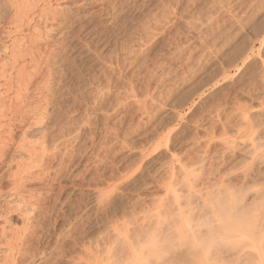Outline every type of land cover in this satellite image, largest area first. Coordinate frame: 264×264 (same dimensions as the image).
I'll return each mask as SVG.
<instances>
[{
  "label": "rangeland",
  "instance_id": "1",
  "mask_svg": "<svg viewBox=\"0 0 264 264\" xmlns=\"http://www.w3.org/2000/svg\"><path fill=\"white\" fill-rule=\"evenodd\" d=\"M10 2L6 105L13 41L32 47ZM26 14L46 79L38 120L10 126L0 162V264H156L182 233L214 252L216 127L243 108L264 125V0H41Z\"/></svg>",
  "mask_w": 264,
  "mask_h": 264
},
{
  "label": "bare ground",
  "instance_id": "2",
  "mask_svg": "<svg viewBox=\"0 0 264 264\" xmlns=\"http://www.w3.org/2000/svg\"><path fill=\"white\" fill-rule=\"evenodd\" d=\"M9 1H11L10 3L14 8V13L10 18L9 24L13 26L18 33L24 32L25 34L24 33L23 34L27 36L30 40H32L34 43L30 41L32 47L28 49L24 48L25 44L23 47H21V45L23 44V39L22 41L16 39L13 41V45L11 44L12 50L10 51L11 54L10 57L12 60L10 64L11 67L10 69L14 70V73L16 74L18 79L17 80L18 86L20 87L17 86L18 89L17 90L15 89L16 92L14 98L13 97L12 99L11 97L8 98L9 99V102H7L8 106L6 105V103H4V100L7 99V97L9 96H5L4 94L8 93V91L11 89L9 88L10 86L12 87V85H10L11 81L8 80L11 78H8L6 79V81L3 82L4 83L3 88L5 89V93L4 94L0 93V95L2 94L0 96V106H1L0 107V128H1L0 129V162L1 163L4 162V157L8 153L9 144H11L12 141L14 140L11 135L13 133H11L10 126H12L11 128H13V126L16 125L15 124L16 120L19 121L18 123H20V121L24 123V121H29L33 118L35 119L37 116L39 117L38 114L40 112L39 110L40 106L38 104V100L43 98L40 97V99L38 100H34V98H39V94L41 92L40 89H42V86L40 88L41 83L39 84V81L42 82V80H44L42 78L46 79L45 70H44V74H42L43 70H39L41 67L40 58H42L44 54L41 52H40L41 54L39 53L38 45H36L37 42L34 41L36 40L35 35H37V33L35 34V32H39L37 31L38 28L36 30L34 28L35 31L34 33H31L33 32L32 31L33 28L31 32L24 31V27L27 25L26 13H29L30 11L34 10V7L37 5V2L39 3L41 0L40 1L32 0V2H30V0H25V1L9 0ZM44 10L42 9L41 11L44 12ZM55 14H56V10H55ZM30 15L32 16V14ZM47 15L44 14V17L45 16L49 17L51 14L50 15L47 14ZM47 17H45V19ZM31 19H33V16L31 17ZM46 20L48 21V18ZM31 23L32 20L28 22V26H30ZM33 25L35 24L33 23ZM38 35L40 36L39 33ZM27 55H29L28 57L30 58L28 64H22V61H26L23 59H25ZM2 68L5 67H3L2 65ZM39 71L41 72V74H39ZM46 72H48V70H46ZM37 76L39 78L42 77L41 78L42 80L39 81L37 80L38 81L37 82L36 79H34ZM34 82L37 83L34 84ZM31 84L32 85L34 84L33 86L34 91L33 89L31 90L33 91V95H34L33 98L32 96L29 97L30 94L29 96H27L26 93L27 91H29L28 86ZM240 115L241 117L239 118L240 120H238L237 122L238 124L235 123L233 125H229L228 123L225 124L222 122V124H220L219 126L216 125L217 126L216 130L214 129L216 133L215 138L217 139V142H219V145L222 148V151L220 150V148L219 150L222 152V156H223V158H221L223 161L221 160L222 161L221 162L219 158L214 165V252L210 250L199 251V247L195 246L197 244L194 243V239L188 240L186 236H182L183 233L181 232L182 235L179 233L178 235L179 236L181 235V237H183L186 240L185 243H182L183 246L180 245L181 248L178 247L176 251L175 249H172L174 252L170 249L173 253L172 252L170 253V251H166V249L162 250L164 253H166V255L170 254V257L169 255L167 256L164 255L162 251H159V253L160 252L163 253V254L160 253L159 256L158 251H156L155 255L156 256L158 255V257H156L155 259L156 264H264V125L256 124L257 118H259V116L262 115V110L255 108L253 110L243 108ZM13 120L14 122H12ZM230 131L233 133L232 136L231 134H229ZM34 144L36 145V143ZM35 145L32 146L31 147L32 149L30 150L29 147L27 151L29 153H32V151H34L35 153V151L37 150ZM10 146L12 147L13 145ZM15 148L18 150L21 149L19 148V145H17V147L15 146ZM25 150L26 148L23 151L25 152ZM12 160L14 161L15 164L16 159L12 158ZM10 162H11L10 164L8 163L9 165L13 163L12 161ZM17 164L18 166H20L21 163H17ZM14 172H17V170ZM14 175L17 176L16 174ZM14 177L13 179H15ZM184 239H182L183 240L182 242H184ZM10 240L11 239H9L8 241ZM180 242L181 241L178 240L179 244H181ZM186 242L188 243L186 244ZM192 242L194 244H192ZM185 245L188 246L186 247ZM13 248L14 246L11 247V249ZM152 252L155 253V251ZM149 260L150 259H148V261Z\"/></svg>",
  "mask_w": 264,
  "mask_h": 264
}]
</instances>
